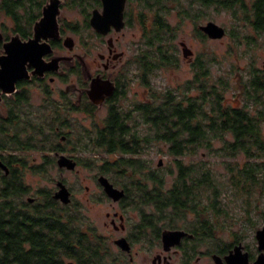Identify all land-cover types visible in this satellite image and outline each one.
<instances>
[{"label":"flooded vegetation","instance_id":"flooded-vegetation-1","mask_svg":"<svg viewBox=\"0 0 264 264\" xmlns=\"http://www.w3.org/2000/svg\"><path fill=\"white\" fill-rule=\"evenodd\" d=\"M179 1L192 6H202L203 2H209L215 8L218 6V0ZM227 1L241 5L240 11L239 8L236 12L229 11L236 22L232 28L223 27L225 35L221 38H226L228 54L233 59L238 49L243 50L241 57L245 64L240 69L246 78L239 75L236 63L228 71L236 92L233 102L240 106L241 96L254 92L258 86L264 88V63L258 66L259 58L255 55L264 51V0ZM140 3L143 10L138 12L136 7ZM182 10L179 13L181 25L191 26L188 39L196 42L199 49L192 48L182 39L179 46L190 76L176 87L167 86L157 91L153 85L163 77V71L179 67L182 61L179 50L169 48L172 28L166 18L169 8L163 1L155 0L149 4L147 0H0V162L8 169L6 172L0 166V175L8 176L17 168L24 174L27 196L33 192L26 182L27 173L39 174L45 172V165H56L63 175L96 164L98 173L93 181L102 193L100 200L119 210L114 211L113 216L107 214L115 232L105 237L117 247L118 264L134 263L137 243L161 245L152 264H227V257L234 255L239 245H243L242 254L247 253L248 263L254 264L261 254L257 239L251 249L244 244L242 235L220 220L221 216L227 215L219 198L221 189L194 191L207 195L175 199L172 195L188 190L173 188V182L164 190L167 208L160 234L136 236L139 233L135 226L133 228L134 107L147 103L156 108L170 96L173 99L184 98L185 94L196 96L202 78L209 84L218 79L216 53L210 45L220 39L211 38L203 30L208 23L216 22L204 20L200 8L189 9L187 13L182 6ZM135 23L140 26L145 40L144 48L139 50H133ZM154 33L163 34V38L149 40ZM159 40L162 47L158 46ZM134 82L146 87L149 92L146 100L133 103ZM258 111L254 109L253 114L258 115ZM114 116L120 117V122L132 132L128 191L112 180L113 174L103 170L105 159L116 156V153L112 156L108 153L103 141ZM63 157L74 163L75 168L60 166L59 160ZM184 160H176L177 172L172 173L175 179L181 176L180 162ZM184 165L188 164L184 162ZM101 176L125 195L118 201L110 198L99 182ZM59 181L71 193L69 204L54 198ZM86 191L90 192L89 186ZM46 195L62 206L76 202L73 189L62 179L53 188L41 190L36 197L28 196L27 202L33 198L34 201L28 204L34 206L37 202L42 203ZM175 201L193 205L182 213L174 208L172 202ZM121 238L128 241L130 252L115 243Z\"/></svg>","mask_w":264,"mask_h":264},{"label":"trees","instance_id":"trees-1","mask_svg":"<svg viewBox=\"0 0 264 264\" xmlns=\"http://www.w3.org/2000/svg\"><path fill=\"white\" fill-rule=\"evenodd\" d=\"M203 3L202 7L210 6L209 2ZM217 5L228 11L241 9L240 4L227 0H218ZM186 12H190L189 8ZM155 37L161 40L163 34L154 33L149 40ZM160 40L158 46L162 47ZM171 42L170 38L169 48L173 50ZM229 88V81L223 77L213 84L202 78L196 96L185 94L184 98L175 99L170 96L156 108L147 103L134 107L133 208L141 215V221L136 224L139 233L136 236H158L163 229V215L167 208L165 180L144 158L152 148L158 146L162 149L167 143L168 154L175 158L212 151L228 159L232 173L230 185L237 196L245 199L249 213L255 209L259 198L264 199V106L258 115L253 114L254 107L261 101L264 103V99L258 95L254 97L255 104L246 102L235 106L226 97ZM255 91L264 94L262 86ZM119 118L114 116L110 128L105 131L106 150L116 156L105 159L103 170L106 174H113L112 180L121 183L128 191L132 132ZM116 126L119 127L115 129ZM216 141L222 142V147L215 150ZM240 154L246 157L243 165L237 162ZM183 165L184 162H180L181 176L174 180L173 188L188 192L174 194L173 198H195L199 194L202 197L207 194H195L194 191L222 188L218 183L215 185L208 163ZM26 192L24 174L17 168L8 176L0 175V264H68L72 261L76 264H115L120 260L119 256L113 258L110 243L87 223L80 207L74 204L62 206L50 195H46L42 203L32 206L24 200ZM172 204L182 213L193 205L187 201Z\"/></svg>","mask_w":264,"mask_h":264},{"label":"rangeland","instance_id":"rangeland-1","mask_svg":"<svg viewBox=\"0 0 264 264\" xmlns=\"http://www.w3.org/2000/svg\"><path fill=\"white\" fill-rule=\"evenodd\" d=\"M155 0H147V3H153ZM162 2V1H161ZM164 4L168 5L169 11L166 18L169 21L170 27L172 28L170 31L171 43L174 46L175 50L178 49L181 56V63L179 67H169L168 70L163 71V77L157 80L153 85L156 90H161V88H166L167 86L176 87L179 84H182L187 78H189L190 74L188 73V65L184 62L182 57L181 48L179 46V42L183 40H187L189 44L192 45V48L199 49V45L196 44L193 40L188 39V33L190 32L191 26L183 24L181 25V21L179 18V13H182V6L185 9L189 8L190 10H197L200 8L203 11V19H211L215 21L218 25L224 28H232L234 23L236 22L233 19V15L226 9H219L218 7L210 6H200V4H196L192 6V4L185 3L184 1L173 2L169 0L167 3L166 0H163ZM140 3L137 5L136 10H143V6ZM195 9V10H194ZM137 13V12H136ZM139 14V13H138ZM140 26L135 23L133 27V50L144 48V38L143 33L140 31ZM228 42L226 38L217 40L216 42L210 45L211 49H214L216 53V58L218 62V78L223 77L227 79L230 83V88L226 92V97L229 102L233 105H237V103L233 102L235 98V91L232 86V77L228 76V71H231L233 63H236L237 66L240 67L245 64V60L241 57L243 50L240 48L235 52L234 59L229 55L228 51ZM141 46V47H140ZM209 47V48H210ZM208 48V47H207ZM207 48L205 50L209 51ZM204 49V45H203ZM174 50V49H173ZM175 52V51H173ZM134 53V52H133ZM229 53V54H228ZM259 60L257 62L258 66H262L264 63V51L260 50L256 54ZM239 59V60H237ZM237 60V61H236ZM239 75L246 76L245 72L239 71ZM228 76V77H227ZM238 78V76H236ZM241 78V77H240ZM246 78V77H245ZM240 81V80H239ZM238 81V82H239ZM237 82V83H238ZM234 84V82H233ZM148 91L143 84L134 82L133 83V103L140 102L141 100H146L148 97ZM260 96L264 99V94L261 91H250L249 94L246 93L240 97V105L246 104V102L250 104L254 103V97ZM264 106V103L261 101L257 106L256 110H260ZM262 131L264 134V123L262 124ZM230 139H232L229 136ZM161 148H152L150 153L146 155L144 160L150 162L151 167L155 169L165 180V187L169 188L172 186L177 172V165L174 156L168 154L167 146L162 145ZM222 147V142H214V148L220 149ZM162 150V152H160ZM34 156L39 157L37 154H33ZM34 156H30L31 158ZM184 162L186 164L197 163V162H206L209 164L210 169L212 170V175L219 185H222L221 194L219 198H221L222 206L226 209L225 217L221 216L220 220L222 224L230 226L235 233L242 235L243 242L246 246L251 249L256 245V232L264 225V199L259 198V200L255 203V209L249 213L247 211L246 201L242 196H237L236 192L230 185V178L232 173L230 172V168L228 167V159L223 158L217 152L212 153L209 151H200L197 156L190 157L185 156ZM160 160H163V165L158 167V163ZM40 163V161H38ZM237 162L243 165L246 162V157L243 154L238 155ZM98 173V167L96 164L93 166H82L78 168V172H65L63 175L60 174V170L55 165L54 167H50L49 165H45V172L42 173H32L26 174V182L30 189L33 191L31 195H27L24 197V200L27 201V197H36L35 195L41 190H49L55 186V183L62 179L68 186L73 189L75 194L76 202L74 205H77L81 208L83 216L86 218L88 224L94 226L97 229L99 235L103 237H110L115 232L114 228L109 224L110 218H107V214L110 213L113 216L114 211H119L115 206H111L109 202L104 200H100V195L102 193L99 192L98 186L93 181L94 176ZM170 173V174H169ZM86 186H89L90 192L86 191ZM101 193V194H100ZM103 197V196H102ZM148 211H151V208H148ZM130 212V211H129ZM209 215H211L209 213ZM253 224H251V221ZM141 221L140 212L133 208V228L136 227ZM109 224L106 226L105 224ZM119 224V222H118ZM150 247V249H149ZM117 247L111 242L110 251L113 253V258L117 257V253L115 251ZM160 244L149 245L146 243H137L134 246V263L133 264H152L153 258L160 251ZM206 250V248H203ZM115 263V262H114ZM119 261L115 264H118ZM205 262L201 263L204 264Z\"/></svg>","mask_w":264,"mask_h":264},{"label":"water","instance_id":"water-1","mask_svg":"<svg viewBox=\"0 0 264 264\" xmlns=\"http://www.w3.org/2000/svg\"><path fill=\"white\" fill-rule=\"evenodd\" d=\"M203 30L211 37V38H217L221 39L225 35V29L214 23H208L206 26L203 27ZM186 52V49H184ZM60 166H67L69 169L75 168V164L71 163L66 158H61L59 160ZM163 165V160H160L158 163V166L161 167ZM0 166L8 172V169L5 165H3L0 162ZM99 182L101 186L104 188L105 193L112 198L114 201L120 200L124 195L125 192L122 190H119L118 188L114 187V185L104 176H101L99 178ZM58 188L59 190L55 193L54 198L56 200H60L63 204H69L71 203V193L66 187V185L59 181L58 182ZM33 198H29L28 202H33ZM180 235H183L184 233L179 232ZM165 235H163L164 237ZM256 239L258 242L259 251L261 252L260 256L256 260L254 264H264V225L257 230L256 232ZM122 250L130 252L131 248L128 243V241L125 238L118 239L115 242ZM243 245H239L235 248L234 255L227 257V264H249L248 263V256L247 253L242 254ZM72 264V263H70Z\"/></svg>","mask_w":264,"mask_h":264}]
</instances>
